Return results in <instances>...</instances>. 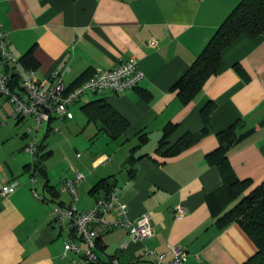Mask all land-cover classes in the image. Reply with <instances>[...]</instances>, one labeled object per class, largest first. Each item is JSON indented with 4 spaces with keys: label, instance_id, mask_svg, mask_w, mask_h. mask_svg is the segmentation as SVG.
Returning <instances> with one entry per match:
<instances>
[{
    "label": "crops",
    "instance_id": "1",
    "mask_svg": "<svg viewBox=\"0 0 264 264\" xmlns=\"http://www.w3.org/2000/svg\"><path fill=\"white\" fill-rule=\"evenodd\" d=\"M240 1L0 0V30L10 41L16 68L29 71L19 61L33 50L38 63L35 78L42 89L52 86L53 71L66 70L62 80L71 91L130 59L144 74L135 89L120 94L88 92L69 106L71 119L53 117L47 122L44 140L59 131L51 128L54 120L75 121L71 107L80 103L84 121L78 117L75 122L80 126L86 122V131L93 133L88 127L92 125L96 137L101 133L108 142L105 152L96 147L95 156L83 150V155L76 150L73 156L69 147L64 148L62 159L69 161L68 172L57 182L49 174L55 154L40 139L45 123L40 126L38 151L41 156L48 153L43 160L46 181L58 198L52 197L41 176L25 170L35 161L26 150L34 135L28 132L32 127L14 116L12 102L0 93V178L17 184L12 194L0 196V264H73L79 260L75 255L62 256L65 241L76 239L67 222H55L51 209H91L95 198L89 191L106 178L115 181L128 221L135 223L148 215L154 235L131 242L127 229H110L98 238L97 264L114 260L151 264L159 255L168 261L176 248L184 253L185 264H244L256 253V246L237 223L223 229L216 226L218 209L226 201L219 195L220 175L207 165L205 156L218 147L216 134L238 123L237 137H245L226 154L232 170L239 180H249L250 188L264 181V33L256 39L241 36L224 49L217 75L187 105L170 91ZM151 41L156 47L149 46ZM97 100L128 123L122 136L110 138L100 122H90L82 113L83 106ZM208 102L215 108L208 116L207 134L179 155L164 156L184 135L202 130L200 110ZM168 124L176 130L159 152L157 146ZM141 136L147 141L137 148ZM117 156L122 158L115 160ZM75 173L84 176V181L75 183L76 202L62 192L63 183ZM176 207L184 210L180 220L172 216ZM112 216L119 217L116 212Z\"/></svg>",
    "mask_w": 264,
    "mask_h": 264
},
{
    "label": "trees",
    "instance_id": "2",
    "mask_svg": "<svg viewBox=\"0 0 264 264\" xmlns=\"http://www.w3.org/2000/svg\"><path fill=\"white\" fill-rule=\"evenodd\" d=\"M262 33H264V0H241L217 28L200 55L171 87L170 91L176 92L179 101L183 105H187L203 90L206 83L217 75L220 54L224 49L241 36L256 39ZM19 63L29 71H34L38 67L33 56V50L29 51ZM234 69L246 80L241 67L235 65ZM13 77L11 89L13 92H18L20 91L19 78L16 74ZM214 108V103H206L200 110L202 130L195 135H184L162 154L166 157L176 156L196 144L207 134L208 116ZM80 110L88 121L100 122L106 134L112 139L122 136L129 127L128 123L103 100L93 101ZM239 128L241 125L236 123L216 134L218 147L205 156L207 165L215 167L220 175L222 186L219 195H222L226 201V206L218 209L215 223L218 229H223L233 222L237 223L257 249L256 253L244 264H264V181L256 187L250 188L252 183L249 180H239L235 176L226 156L227 152L245 137V134L237 137ZM175 130L176 126L172 124L164 127L157 151L160 152L165 148L167 138ZM139 141L137 148L144 145L147 138L141 136ZM133 150H131L132 153ZM47 154L41 156L38 151L35 154L34 163L26 166L25 170L32 171L34 176H41L45 180L44 186L51 192L52 197L58 198V194L48 186L46 181L43 160ZM114 187L115 181H112V178L102 179L92 187L89 194L96 200L97 197L108 194ZM97 244L98 239L96 246Z\"/></svg>",
    "mask_w": 264,
    "mask_h": 264
},
{
    "label": "built area",
    "instance_id": "3",
    "mask_svg": "<svg viewBox=\"0 0 264 264\" xmlns=\"http://www.w3.org/2000/svg\"><path fill=\"white\" fill-rule=\"evenodd\" d=\"M8 37L0 30V93L9 98L14 106V116L16 118L31 117L40 127L49 122L53 117L58 119H71L68 110L69 106L86 94L87 92L110 91L120 94L128 90L135 89L144 78L143 72L138 68L135 60L121 61L118 65L106 72H99L88 81L68 91L63 83L62 76L66 70L53 71L49 80L52 86L42 89L39 81L35 78L34 71L26 73L17 70L18 61L14 58ZM157 43L151 41L150 47H156ZM18 76L20 91L13 92L11 89L13 75ZM29 133L35 132L34 128L28 130ZM37 134V133H36ZM38 134L31 139L27 151L35 157L38 152ZM84 181V176L75 173L74 178L65 181L62 192H67L72 200L76 202L78 195L75 183ZM17 188L16 183L9 182L6 178H0V196L6 197L12 194ZM118 189L114 187L103 196L96 198L94 205L87 211H77L75 207H52L51 214L55 222L60 225L68 223V228L72 232L76 241L68 239L63 246V254L78 256L79 260L73 264H97L98 256L95 252L96 240L105 232L113 228L122 227L127 229V235L131 242H139L153 237L154 231L151 219L144 215L135 223L128 221L126 210L120 204ZM116 212L119 217L112 216ZM184 210L176 207L172 214L175 220L182 219ZM107 216H112L107 220ZM125 248V244L120 246ZM185 255L179 249L172 250V258L164 260V255L157 256L151 264H185ZM112 264H118L116 260Z\"/></svg>",
    "mask_w": 264,
    "mask_h": 264
},
{
    "label": "rangeland",
    "instance_id": "4",
    "mask_svg": "<svg viewBox=\"0 0 264 264\" xmlns=\"http://www.w3.org/2000/svg\"><path fill=\"white\" fill-rule=\"evenodd\" d=\"M88 93V92H87ZM5 97V96H3ZM81 99V98H80ZM80 102V101H79ZM79 107H80V103H77L75 105H73L71 107V110L74 114L75 117V121L76 119H78V117H80V119H82L84 121V116L82 114H80L79 111ZM24 121L27 124H29V127H32L35 129V132H33L34 135L31 136L35 138V135L39 134L38 131L40 129V127L36 124L35 120H33V118H24ZM69 122V121H65V122H60L59 120H54L53 123L51 124V128L55 129L56 127H58L59 131L58 132H52L51 134H49V136L44 140L43 138L45 137V132L47 130L48 124L45 123L43 128L40 130V139L44 141V144L46 145V147L51 150H53L55 157L51 163V168L49 171L51 180L53 182H57L59 180L60 177L67 174L68 172V164L69 161L64 162L63 161V149L66 147H69L72 151V154L74 156V151H78L82 154V150L83 153H87V155L89 154H93L92 156L97 155L96 153V147L101 146V148L104 150V152L107 150L106 147L107 145H105L108 142H105V140H103L102 135H98L96 137V129L93 128V126H88V127H92L93 129V133L92 132H88L86 131L85 126L87 125L85 122V126L84 124H82L81 126L78 125V122ZM70 123V124H69ZM25 125V126H26ZM87 127V128H88ZM37 133V134H36ZM38 141L37 144H40V140ZM88 140H91V142L89 143ZM88 142V144H87ZM112 143V142H110ZM88 145L86 146L84 149L82 148V146L84 145ZM122 158V156H117L114 157L115 160H120ZM66 171V173H65ZM119 174V173H117ZM86 199H89L87 195H85ZM81 200L80 199L78 205H79V209L82 210V206L81 204ZM234 204V203H233ZM233 204L231 205V207L233 206Z\"/></svg>",
    "mask_w": 264,
    "mask_h": 264
}]
</instances>
